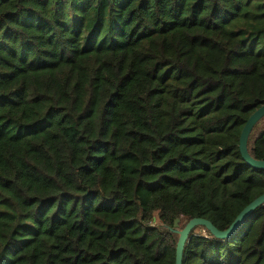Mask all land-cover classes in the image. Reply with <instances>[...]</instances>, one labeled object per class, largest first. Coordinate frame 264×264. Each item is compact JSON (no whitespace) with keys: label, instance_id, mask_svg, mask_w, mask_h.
<instances>
[{"label":"trees","instance_id":"16d2710c","mask_svg":"<svg viewBox=\"0 0 264 264\" xmlns=\"http://www.w3.org/2000/svg\"><path fill=\"white\" fill-rule=\"evenodd\" d=\"M263 105L264 0H0V264H175L264 194ZM183 250L264 264V205Z\"/></svg>","mask_w":264,"mask_h":264},{"label":"water","instance_id":"95a60500","mask_svg":"<svg viewBox=\"0 0 264 264\" xmlns=\"http://www.w3.org/2000/svg\"><path fill=\"white\" fill-rule=\"evenodd\" d=\"M264 118V105L254 111L248 119L245 121V125L239 136V152L241 159L245 164H248L250 167L256 170H264V161L254 160L248 153L247 149V140L252 132L253 128ZM264 205V194L254 199L252 202L247 204V207L244 208L234 219V221L229 225L226 231H219L215 228L212 223L204 219H191L185 225L183 230H179V219H176L173 224V232L178 234V241L175 247V264H182L184 246L191 239V233L196 227L203 228L207 230L215 239L225 241L230 238L240 226L244 223L248 216H250L256 209Z\"/></svg>","mask_w":264,"mask_h":264}]
</instances>
